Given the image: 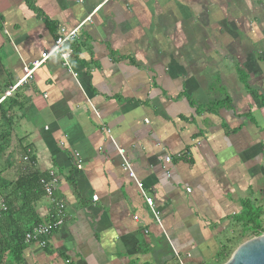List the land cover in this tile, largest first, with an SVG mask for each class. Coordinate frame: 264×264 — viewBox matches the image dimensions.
I'll return each mask as SVG.
<instances>
[{
    "label": "crops",
    "instance_id": "crops-1",
    "mask_svg": "<svg viewBox=\"0 0 264 264\" xmlns=\"http://www.w3.org/2000/svg\"><path fill=\"white\" fill-rule=\"evenodd\" d=\"M101 5L0 0V264H221L253 238L245 205L264 213V0ZM92 14L68 65L53 56L17 87ZM26 154L67 204L45 247L24 241L51 209L40 183L17 184L36 175Z\"/></svg>",
    "mask_w": 264,
    "mask_h": 264
},
{
    "label": "built area",
    "instance_id": "built-area-1",
    "mask_svg": "<svg viewBox=\"0 0 264 264\" xmlns=\"http://www.w3.org/2000/svg\"><path fill=\"white\" fill-rule=\"evenodd\" d=\"M112 0H102V5H105ZM100 6V7H101ZM98 7L97 9H99ZM97 11V10H96ZM93 18V14L89 15L82 23H80L78 26L74 28H68L65 26H62L59 29L58 35L56 37L55 45L54 47L47 52H44L41 56V59L34 62L31 67L25 68V75L24 77L19 81L20 86L24 83H28L30 80L34 78V74L36 71L42 67L44 64L48 62V60L53 56H59L63 59L64 64L68 65L70 58L74 54L73 44L79 40L80 33L83 29V26L90 22ZM14 89V88H13ZM13 89L8 92L7 95H10L13 92ZM119 155L123 159V168L126 172H128L129 176L135 180L136 184L138 185L139 189L141 190L142 194L145 197L146 203L149 206L150 210L155 216L156 221L159 225L162 226V219L161 215L156 209L155 201L151 195L148 194L146 189L144 188V185L142 182L137 178L131 163L126 157V150L123 148L118 149ZM76 158V166L78 169H82L83 161L80 159V155L78 153L75 154ZM24 163L27 165V169L25 173L29 174H36V162L32 159L30 154H26L23 158ZM168 163L172 162V158L168 157L166 160ZM39 183L42 187V190L46 197L49 199L51 203V209H50V220L46 222H42L37 224L33 230L28 232L25 237V242L27 243H38L41 246H47L49 238L52 236V234L60 229L66 219V208L67 204L64 200H61L57 197L56 193L60 185V176L54 171L51 170L48 174V176H42L39 177ZM94 200H97V196L93 198ZM135 220H138V217H135Z\"/></svg>",
    "mask_w": 264,
    "mask_h": 264
},
{
    "label": "trees",
    "instance_id": "trees-1",
    "mask_svg": "<svg viewBox=\"0 0 264 264\" xmlns=\"http://www.w3.org/2000/svg\"><path fill=\"white\" fill-rule=\"evenodd\" d=\"M230 104H231V101L227 97L223 101L213 102V103L209 104L208 107H209L210 111H215L219 107L230 106ZM0 146H1V144H0ZM0 149H1V152H4L7 149V146L3 145V146H1ZM39 177L37 174L34 175V177H22L19 179L17 184L19 186H21L23 183H29V181H31V183H34V184L36 181V183L38 184L39 183ZM38 190H40L39 187H38ZM263 214L264 213L262 210H258L256 208L253 209V208H251V206L246 207V205L244 207V212L240 218H241L242 222H244L246 228H248L247 230H250L252 232L253 238L258 237L262 233H264V222L261 220ZM26 234L27 233H25V235H24V241H25ZM18 247H19V253H20L21 247L20 246H18ZM225 251H226V246H224L222 248L221 252L218 255V258L220 259L221 264H224L226 261H228L230 259L231 255L233 254L231 251L230 252L229 251L225 252Z\"/></svg>",
    "mask_w": 264,
    "mask_h": 264
},
{
    "label": "water",
    "instance_id": "water-1",
    "mask_svg": "<svg viewBox=\"0 0 264 264\" xmlns=\"http://www.w3.org/2000/svg\"><path fill=\"white\" fill-rule=\"evenodd\" d=\"M224 264H264V233L242 243Z\"/></svg>",
    "mask_w": 264,
    "mask_h": 264
},
{
    "label": "rangeland",
    "instance_id": "rangeland-1",
    "mask_svg": "<svg viewBox=\"0 0 264 264\" xmlns=\"http://www.w3.org/2000/svg\"><path fill=\"white\" fill-rule=\"evenodd\" d=\"M254 209H255V208H254ZM250 239H252V238L246 239L245 242L248 241V240H250Z\"/></svg>",
    "mask_w": 264,
    "mask_h": 264
}]
</instances>
